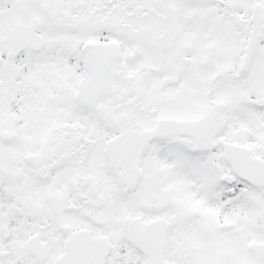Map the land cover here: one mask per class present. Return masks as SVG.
<instances>
[{"label": "snow or ice", "instance_id": "1", "mask_svg": "<svg viewBox=\"0 0 264 264\" xmlns=\"http://www.w3.org/2000/svg\"><path fill=\"white\" fill-rule=\"evenodd\" d=\"M0 264H264V0H0Z\"/></svg>", "mask_w": 264, "mask_h": 264}]
</instances>
